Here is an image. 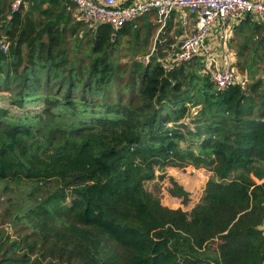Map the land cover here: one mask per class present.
I'll return each instance as SVG.
<instances>
[{
  "label": "trees",
  "instance_id": "1",
  "mask_svg": "<svg viewBox=\"0 0 264 264\" xmlns=\"http://www.w3.org/2000/svg\"><path fill=\"white\" fill-rule=\"evenodd\" d=\"M30 1L37 22L12 1L0 24V182L49 191L17 214L29 232L1 233L0 264H262L264 79L217 91L189 64L165 67L159 49L127 69L115 52L128 25L96 26L70 56L67 27L85 25L72 3ZM186 162L214 179L189 212L170 210L145 183ZM210 243L213 257L197 254Z\"/></svg>",
  "mask_w": 264,
  "mask_h": 264
},
{
  "label": "rangeland",
  "instance_id": "2",
  "mask_svg": "<svg viewBox=\"0 0 264 264\" xmlns=\"http://www.w3.org/2000/svg\"><path fill=\"white\" fill-rule=\"evenodd\" d=\"M28 5V6H27ZM25 6V5H24ZM22 7L18 12L20 15H24L27 19L28 25L31 22L38 21V9H35L34 3L30 0L26 1V8ZM70 6V14L72 19L76 22L79 21V15L74 6ZM29 19V20H28ZM145 22L148 20L145 18ZM83 23V22H82ZM95 24H85L81 26V29L73 36H70V27H67V32L65 34V42L63 47L68 49L70 56H75V50L80 49V55L83 56L85 50L87 49V42L93 36L96 29ZM156 27H159L157 25ZM161 27V26H160ZM159 27V28H160ZM157 28V29H159ZM29 35L35 36L36 30L31 25L27 28ZM158 31V30H157ZM157 31H151L148 40L142 45L143 37L146 31L143 29L138 30L139 38H135L134 30L129 32V35L123 36L119 39V44L117 46L115 55L118 58V62L121 66L130 68L131 63L134 61L147 62L149 54L155 49L154 43L157 36ZM174 31V30H173ZM156 32V33H155ZM167 32V31H166ZM169 32V31H168ZM167 32V33H168ZM166 33L164 40L160 41L156 50L159 55H162L161 62H163L167 55V47L172 43L176 42L174 36H170ZM173 37V38H172ZM164 50L165 53H164ZM26 52L25 47L23 48V53ZM264 59V58H263ZM149 60V59H148ZM190 66L192 64H189ZM245 74L250 79V85L252 80L264 79V63L260 65V69L254 71L246 72H236V75ZM209 74V73H208ZM213 74V72L211 73ZM211 74H209L211 76ZM210 76L209 79H210ZM252 76L253 78L251 79ZM4 99L0 102V107L8 108V101L6 99L7 95L2 96ZM17 112V110L13 109ZM186 145L181 143V147L184 148ZM155 174L153 180L145 183V189L151 193L153 198L160 201L163 207L170 210H181L183 212H189L196 204L200 202L205 193L206 183L209 180L214 179L209 172V169L205 166H195L192 162H186L181 164H167L163 168L155 167ZM40 186V185H38ZM37 187L33 181H2L0 182V235L6 234L11 240H16L20 236L29 232L24 223L17 222V214L21 213L22 210L26 208L34 207V201H31V197H35L36 193L40 197H44V193L48 190L47 187H42L41 190L36 191ZM35 190V191H34ZM34 191V192H33ZM41 192V193H40ZM102 238L108 246L107 239ZM209 249V250H208ZM215 244H208V248L198 250L197 254L202 257L215 255Z\"/></svg>",
  "mask_w": 264,
  "mask_h": 264
},
{
  "label": "built area",
  "instance_id": "3",
  "mask_svg": "<svg viewBox=\"0 0 264 264\" xmlns=\"http://www.w3.org/2000/svg\"><path fill=\"white\" fill-rule=\"evenodd\" d=\"M69 1L75 6L79 21L84 24L110 26L114 30H119L152 12H155L157 22L162 25L175 11H188L193 14V30L178 44L169 46L165 62L167 68L190 63L198 57L215 23L255 16L264 25V3L253 0H135L128 5H121L118 0ZM24 4V0H13L11 13H17ZM182 24L187 25V21L183 20ZM7 48L8 44L0 42L1 50L6 52ZM211 80L217 91L237 84L245 86L244 82L237 78L236 72L226 64L213 72ZM261 231L264 235V225Z\"/></svg>",
  "mask_w": 264,
  "mask_h": 264
},
{
  "label": "crops",
  "instance_id": "4",
  "mask_svg": "<svg viewBox=\"0 0 264 264\" xmlns=\"http://www.w3.org/2000/svg\"><path fill=\"white\" fill-rule=\"evenodd\" d=\"M12 1L13 0H0V24H4V22L8 20L7 10H9V6ZM133 1L135 0H118L119 4L121 5H128ZM253 1L264 3V0ZM65 4V6H67V3ZM24 5L25 8L28 6H26V2ZM71 6L73 5L71 4ZM41 8L45 9L46 5L42 6ZM66 12H70L69 7H67ZM145 18L148 20V22H145ZM183 20L187 21V25L182 24ZM194 21L195 17L190 12L175 11L162 25L157 22L155 12H152L147 16L139 18L127 25L130 27V31L134 30V32H137L138 30L143 29L146 32L151 33V31L153 32L158 30V34L159 30L167 24L168 28L167 30L165 28L164 32L161 34V37L162 35L165 37L166 33L169 31L167 34L174 36L176 39V42L172 44H178L187 33L193 30ZM157 25L161 27H156ZM160 43L162 42L160 41ZM263 44L264 25L257 17L247 16L240 20L229 19L215 23L212 26L206 38L201 54L192 62L186 64H192L191 66L194 67V69H198L201 74L206 76H210L209 74L215 72L224 64L230 66V68L235 72H251L260 69V65L264 63ZM169 46L167 47L168 49H166L167 55L163 61L164 63L167 61ZM140 47L143 46L141 45ZM166 50H164V53ZM211 76L210 82L212 83ZM237 78L241 79L245 85L250 84V79L245 74H240L239 76L237 73Z\"/></svg>",
  "mask_w": 264,
  "mask_h": 264
},
{
  "label": "water",
  "instance_id": "5",
  "mask_svg": "<svg viewBox=\"0 0 264 264\" xmlns=\"http://www.w3.org/2000/svg\"><path fill=\"white\" fill-rule=\"evenodd\" d=\"M164 30H165V26H163V27L159 30L158 34H157V37H156V39H155V43H154V48H155V49L158 47V45H159V43H160V37H161V34L164 32ZM262 40H263V38H262ZM155 49H154L153 52H152V56H153V57L156 56V50H155ZM197 109H198V108H194V109L192 110V114H195V113L197 112Z\"/></svg>",
  "mask_w": 264,
  "mask_h": 264
}]
</instances>
